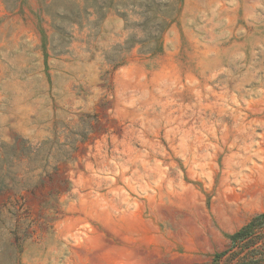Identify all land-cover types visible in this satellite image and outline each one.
Returning <instances> with one entry per match:
<instances>
[{
	"label": "rangeland",
	"instance_id": "rangeland-1",
	"mask_svg": "<svg viewBox=\"0 0 264 264\" xmlns=\"http://www.w3.org/2000/svg\"><path fill=\"white\" fill-rule=\"evenodd\" d=\"M263 212L264 0H0V264H213Z\"/></svg>",
	"mask_w": 264,
	"mask_h": 264
},
{
	"label": "trees",
	"instance_id": "trees-1",
	"mask_svg": "<svg viewBox=\"0 0 264 264\" xmlns=\"http://www.w3.org/2000/svg\"><path fill=\"white\" fill-rule=\"evenodd\" d=\"M264 264V212L255 215L234 233L229 247L213 264Z\"/></svg>",
	"mask_w": 264,
	"mask_h": 264
}]
</instances>
